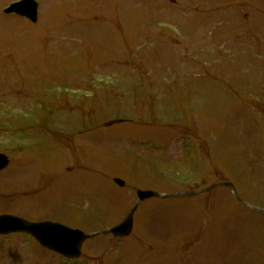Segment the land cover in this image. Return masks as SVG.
Here are the masks:
<instances>
[{
  "label": "rangeland",
  "instance_id": "1",
  "mask_svg": "<svg viewBox=\"0 0 264 264\" xmlns=\"http://www.w3.org/2000/svg\"><path fill=\"white\" fill-rule=\"evenodd\" d=\"M15 1L0 215L89 237L69 259L0 234V264H264V0H36L35 23Z\"/></svg>",
  "mask_w": 264,
  "mask_h": 264
},
{
  "label": "water",
  "instance_id": "2",
  "mask_svg": "<svg viewBox=\"0 0 264 264\" xmlns=\"http://www.w3.org/2000/svg\"><path fill=\"white\" fill-rule=\"evenodd\" d=\"M6 13H16L29 18L31 21L38 20V2L35 0H20L12 3L5 9ZM7 155L0 153V170L9 165ZM120 185L125 182L116 179ZM156 193L152 190H139V200L154 197ZM134 226V211L119 225L111 228L108 232L116 236H128ZM14 232H25L37 239V241L49 250L60 253L68 258H77L81 255L82 245L89 237L86 233L78 229H72L60 223L50 221L30 222L21 217L10 214L0 215V234Z\"/></svg>",
  "mask_w": 264,
  "mask_h": 264
},
{
  "label": "bare ground",
  "instance_id": "3",
  "mask_svg": "<svg viewBox=\"0 0 264 264\" xmlns=\"http://www.w3.org/2000/svg\"><path fill=\"white\" fill-rule=\"evenodd\" d=\"M5 170V169H4ZM3 171V170H2ZM211 211V210H210ZM205 226V225H204Z\"/></svg>",
  "mask_w": 264,
  "mask_h": 264
}]
</instances>
